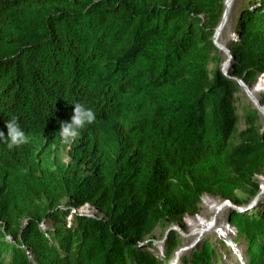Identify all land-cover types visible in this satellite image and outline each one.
I'll return each mask as SVG.
<instances>
[{
  "label": "trees",
  "instance_id": "obj_1",
  "mask_svg": "<svg viewBox=\"0 0 264 264\" xmlns=\"http://www.w3.org/2000/svg\"><path fill=\"white\" fill-rule=\"evenodd\" d=\"M225 0H0V131L16 117L27 142L0 140V264H166L148 251L158 226L260 191L264 130L239 114L235 78L264 74V0L238 14L227 59L214 43ZM259 101L264 106V91ZM95 113L70 144L74 104ZM88 205L94 214L81 212ZM242 259L264 264V203L231 210ZM49 226V227H48ZM187 264H219L209 241Z\"/></svg>",
  "mask_w": 264,
  "mask_h": 264
},
{
  "label": "rangeland",
  "instance_id": "obj_2",
  "mask_svg": "<svg viewBox=\"0 0 264 264\" xmlns=\"http://www.w3.org/2000/svg\"><path fill=\"white\" fill-rule=\"evenodd\" d=\"M248 1L249 0H234L230 10L228 9L224 25L217 35V40H219L218 42L220 44L227 47L231 39H233L234 25L238 14L240 10L246 6ZM221 52L227 55L226 51L221 50ZM226 62L225 60L223 64L227 65L228 62ZM248 86L255 94L256 98L259 99L260 93L264 91V74L259 75L252 86ZM251 107L257 108L254 101L243 89V92L237 95L239 122L235 135L236 144L241 141L239 137L240 131L244 130L247 126L244 113L246 109ZM258 112L260 116L259 122L264 130V109L263 111L258 109ZM258 179L260 191L257 194L258 198L255 205L241 212H250L264 203V173L260 175ZM252 201L253 199L250 202ZM237 207L239 206L228 200L205 194L200 200V210L198 213L186 215L181 222L171 223L166 227L158 226L153 232V237L151 238L152 244L150 246L147 245L146 248L148 247L147 249L150 253L159 257H164L166 241L170 232H173L181 244L174 252L173 256L166 261V264H187L183 260V257L188 256L194 249H201L202 244L206 241H209L216 250L220 258V260H218L219 264L227 262L232 263L237 259L241 260L246 248V242L244 240H235L237 237V229L229 222V213L233 209L238 210ZM82 210L88 214H94L96 212V209L89 206H86Z\"/></svg>",
  "mask_w": 264,
  "mask_h": 264
},
{
  "label": "clouds",
  "instance_id": "obj_3",
  "mask_svg": "<svg viewBox=\"0 0 264 264\" xmlns=\"http://www.w3.org/2000/svg\"><path fill=\"white\" fill-rule=\"evenodd\" d=\"M95 113L80 103L74 104L73 114L68 121L60 122L59 135L65 144H70L76 139L80 131L95 121ZM7 135L4 131H0V140H6V146L12 149L14 146L26 143L27 138L22 130L18 119L11 117L5 121Z\"/></svg>",
  "mask_w": 264,
  "mask_h": 264
},
{
  "label": "water",
  "instance_id": "obj_4",
  "mask_svg": "<svg viewBox=\"0 0 264 264\" xmlns=\"http://www.w3.org/2000/svg\"><path fill=\"white\" fill-rule=\"evenodd\" d=\"M228 1H229V0H225L226 8H225V11H224V14H223V18H222V20H221L219 26L217 27L216 32H215V35H214V43H215V44H216L221 50L226 51V53H227V55H228V57H227V59H226V61H227L228 63L226 62L227 65H226V64H223V70H227V69H228V67H229V65H230V62H231V59L233 58V56H232L230 50H229L226 46L220 44V43L218 42V40H217L218 31H219L220 29H222V27H223V25H224V21H225L226 13H227V11H228V6H227ZM235 79L238 81V83L241 85V87L245 90V92L250 96V98L254 101V103L256 104L257 108H258L260 111H263L264 106L261 105L259 99H257L254 95H252V91L250 90V87L247 85V83H245V82H244L242 79H240V78H235ZM257 198H258V195H256V196L253 198V201H252V202H249L247 205L237 207V208H238V211H243V210H245V209H249L250 207H252L253 205H255V203H256V201H257ZM86 206H88V205H86ZM86 206H85V207H86ZM85 207H84V208H85ZM81 212L86 213V212L83 211V210H81Z\"/></svg>",
  "mask_w": 264,
  "mask_h": 264
},
{
  "label": "bare ground",
  "instance_id": "obj_5",
  "mask_svg": "<svg viewBox=\"0 0 264 264\" xmlns=\"http://www.w3.org/2000/svg\"><path fill=\"white\" fill-rule=\"evenodd\" d=\"M233 2H234V0H229V1H228L227 6H228V9H229V10H230V8L232 7ZM220 30H221V29H220ZM220 30H219V31H220ZM219 31H218V32H219ZM218 41H219V40H218ZM252 95L255 96V94H254L253 92H252ZM255 97H256V96H255Z\"/></svg>",
  "mask_w": 264,
  "mask_h": 264
}]
</instances>
